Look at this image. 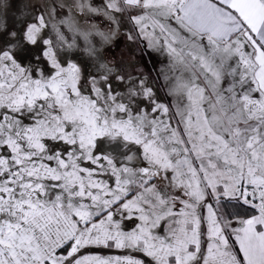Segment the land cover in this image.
Instances as JSON below:
<instances>
[{
  "label": "snow or ice",
  "instance_id": "obj_1",
  "mask_svg": "<svg viewBox=\"0 0 264 264\" xmlns=\"http://www.w3.org/2000/svg\"><path fill=\"white\" fill-rule=\"evenodd\" d=\"M122 3L143 10L133 16L140 35L147 38L149 28L153 34L159 28L173 57L178 74L169 94L187 101L183 110L177 108L184 136L167 119L169 107L156 102L150 87L140 93L129 90L130 97L140 94L152 103L150 112L139 109L135 115L131 101L125 103L110 89L94 86L95 98L82 95L79 67L74 63L62 67L50 40L43 43L49 45L45 55L55 71L33 79L17 62L13 49L23 41L35 44L47 26L45 17L37 16V22L27 25L19 38L0 20V34L11 37L8 47L0 48V148L8 153L0 154V264H145L134 257L77 256L88 245L135 249L151 257L150 264H264V0ZM76 7L100 11L86 4ZM107 9L122 11L121 0L105 5L104 14L114 19ZM95 34L108 43L113 31ZM80 35L95 55L89 39L93 32ZM233 58L235 63L229 64ZM101 67L107 80L113 67L108 63ZM189 67L200 70L211 87L209 94L195 82L199 76L185 78ZM225 76L230 77L228 86L220 88ZM115 78L124 79L118 74ZM105 137L123 146L139 145L148 166L118 168L112 157L94 155L97 139ZM49 140L71 149L52 150ZM82 158L97 165L99 172L80 167ZM134 159L126 156L128 161ZM102 160L116 177L114 188L95 178L108 171ZM46 161H54L55 166ZM168 170L188 197L176 212L150 183ZM130 185L141 191L127 199ZM218 188L223 191L217 192ZM144 193H152L154 200ZM220 195L259 211L233 229L239 244L236 252L229 249L213 206L203 203L206 196L219 203ZM201 207L208 211L205 234L210 241L203 251L205 218L197 214ZM121 210L125 219L134 215L139 219L132 231H123L114 221V213ZM162 221L166 230L161 234L154 229ZM237 253L242 256L237 258Z\"/></svg>",
  "mask_w": 264,
  "mask_h": 264
},
{
  "label": "rangeland",
  "instance_id": "obj_2",
  "mask_svg": "<svg viewBox=\"0 0 264 264\" xmlns=\"http://www.w3.org/2000/svg\"><path fill=\"white\" fill-rule=\"evenodd\" d=\"M78 4H86L90 8L95 7L94 9H99L100 11L92 12L87 7L81 11L76 7ZM121 7L123 10L114 14L111 13V17L114 19H110L104 14V0H0V20L5 24L7 31L16 32L17 38H19L23 35V31L27 25L37 22V16L43 15L45 17V24L47 26L41 31L37 42L31 44L23 41L20 46L13 49L17 62L29 70L33 79H39L42 76L48 77L55 71L51 60L45 55L49 45L43 43L45 40H50L51 50L62 67H67L70 63H74L79 67L80 77L78 87L82 95L95 98L94 86L100 88L102 91L110 89L113 95L118 96V99H123L125 103H128L129 100L131 101V110L135 115L139 109L150 112L152 103L150 102V98H146L140 94L130 97L129 90L131 89L134 92L140 93L144 88L150 87L156 102L169 107L167 119L171 121L173 126H178L181 129V136L183 137L184 132L182 130L184 125L180 122L181 117L177 114V108L183 110L187 101L169 94V85L175 75L178 74L173 57L164 46V40L160 37L159 28L156 29L155 34L149 28L147 30V38H145L140 35L139 25L133 20V16L140 14L126 10L123 5ZM50 11L51 15H49ZM157 18L160 19L158 16ZM61 21L66 22L61 23ZM147 22L151 24V20ZM161 22L164 23L165 21L161 20ZM166 23L172 27H176L175 22L172 20H168ZM109 28L112 29L113 35L108 43H104L101 37L95 33H107ZM89 30L93 32V35L89 39L97 50L95 55L89 53L88 44L80 35V32ZM61 35L63 36V40L60 39ZM129 36L132 37L131 40ZM9 40H11V37L0 34V48H7V41ZM105 63L113 67V72L108 74L107 80L102 78L105 75V70L101 65ZM228 63L234 64L235 58L228 61ZM117 74L123 76L124 79H116L115 76ZM184 76L186 79L199 76L195 82L202 88H205L206 95L211 92L210 85H208L198 68L189 67L185 69ZM140 80L143 81L142 85L139 83ZM229 80L230 77L225 76L219 87H227ZM119 115L123 116L124 114ZM153 115L156 114L153 113ZM160 118L163 119L164 117ZM25 123H30V121L25 120ZM46 143L50 149L62 153L66 148L71 149V146L65 145L62 142L49 140ZM0 154L7 155L8 153L5 149L0 148ZM93 154L112 157L118 168L124 165L137 169L148 166L147 161L143 159L142 149L139 145L127 143L126 146H123L122 142H110L106 137L97 139ZM128 155H133L136 159L128 161L126 160V156ZM46 163L55 166L54 161H46ZM78 163L82 168L97 169L99 172L97 165L92 164L91 161L82 158ZM101 163L105 165L108 171L98 174L95 178L106 182L110 187L114 188L116 177L111 174L107 161L102 160ZM192 163L197 165L199 161L192 159ZM182 171H187V169L184 168ZM174 176L175 174L171 170H168L161 177L153 179L150 183L154 184L156 190L165 199L169 200L173 212H176L183 208L181 201L187 200L188 197L184 195V189L178 186ZM121 178L124 179V177ZM129 188L130 192L127 199L133 198L141 191L137 185H130ZM222 191V188L217 189V192ZM144 195L148 200H154L152 193H144ZM85 203H88V201H85ZM203 203L213 206L216 218L223 229V234L228 240L229 249L236 252L239 244L235 242L233 229L242 227L240 221L245 220V217L243 215L233 217L231 207H237L241 211L248 210L247 208L243 209V206H246V204L237 199H227L223 195H220L219 203L211 196H206ZM113 207L115 208L117 205ZM253 209L256 211L255 214H259L258 209ZM197 214L205 218L202 219L201 223V250L203 251L210 243L205 234L207 231V208H198ZM125 215L121 210L114 213L113 216L114 221L120 223L123 231H132L140 224L139 219L135 218V215L133 219H125ZM99 218L101 217L97 219ZM174 219L176 217L169 218V220ZM163 230H166L165 221L161 222L160 227L154 229L155 232L161 234ZM58 251L64 252L65 250L60 249ZM81 255L113 259L117 257H134L143 260L145 264H150L151 262V257H147L142 252L130 248H116L114 246L88 245L77 254V256ZM240 256H242V253H237V258Z\"/></svg>",
  "mask_w": 264,
  "mask_h": 264
},
{
  "label": "trees",
  "instance_id": "obj_3",
  "mask_svg": "<svg viewBox=\"0 0 264 264\" xmlns=\"http://www.w3.org/2000/svg\"><path fill=\"white\" fill-rule=\"evenodd\" d=\"M105 51H106V48H105ZM248 209V210H243V211H241V210H238L239 208H237V207H231V209L233 210L232 211V215H233V217H237V216H240V215H243L245 218H249V217H252V216H254V215H256L255 213H256V211H254V209H253V207H251V206H243V209Z\"/></svg>",
  "mask_w": 264,
  "mask_h": 264
},
{
  "label": "crops",
  "instance_id": "obj_4",
  "mask_svg": "<svg viewBox=\"0 0 264 264\" xmlns=\"http://www.w3.org/2000/svg\"><path fill=\"white\" fill-rule=\"evenodd\" d=\"M109 2V0H104V5H106L107 3ZM121 5H123V3H122V0H121ZM93 7H94V5H93ZM95 8V7H94ZM125 9L126 10H129V11H134V12H137L138 14H142V11L143 10H141V9H136V8H127V7H125ZM108 10V12L110 13V16H111V13H115V11H113V10H111V9H107ZM155 18H157V17H155ZM158 19V18H157ZM257 215H259V214H256V215H254V216H257ZM250 218V217H249ZM248 218H245V220H247Z\"/></svg>",
  "mask_w": 264,
  "mask_h": 264
}]
</instances>
